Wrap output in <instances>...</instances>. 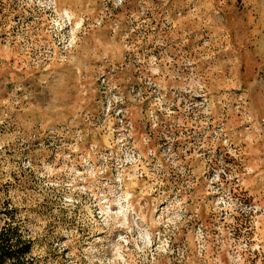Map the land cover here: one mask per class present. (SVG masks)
<instances>
[{"label":"rangeland","instance_id":"374dc122","mask_svg":"<svg viewBox=\"0 0 264 264\" xmlns=\"http://www.w3.org/2000/svg\"><path fill=\"white\" fill-rule=\"evenodd\" d=\"M9 222L27 264H264V0H0Z\"/></svg>","mask_w":264,"mask_h":264},{"label":"trees","instance_id":"16d2710c","mask_svg":"<svg viewBox=\"0 0 264 264\" xmlns=\"http://www.w3.org/2000/svg\"><path fill=\"white\" fill-rule=\"evenodd\" d=\"M31 253L32 242L26 239L20 225L9 222L0 228V264H27Z\"/></svg>","mask_w":264,"mask_h":264}]
</instances>
